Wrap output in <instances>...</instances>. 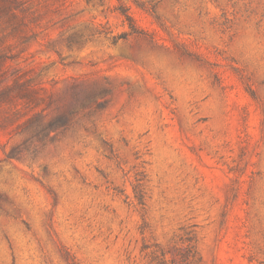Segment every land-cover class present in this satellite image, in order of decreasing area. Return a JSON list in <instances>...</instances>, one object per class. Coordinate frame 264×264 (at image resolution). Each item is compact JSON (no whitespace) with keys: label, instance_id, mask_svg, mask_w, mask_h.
<instances>
[{"label":"rangeland","instance_id":"rangeland-1","mask_svg":"<svg viewBox=\"0 0 264 264\" xmlns=\"http://www.w3.org/2000/svg\"><path fill=\"white\" fill-rule=\"evenodd\" d=\"M0 55V264H264V0H0Z\"/></svg>","mask_w":264,"mask_h":264},{"label":"trees","instance_id":"trees-1","mask_svg":"<svg viewBox=\"0 0 264 264\" xmlns=\"http://www.w3.org/2000/svg\"><path fill=\"white\" fill-rule=\"evenodd\" d=\"M123 13L125 14V16H126L128 22L132 25V23H133L132 17H131L129 14H127L126 11H123ZM2 60H3V57L0 55V62H1Z\"/></svg>","mask_w":264,"mask_h":264}]
</instances>
